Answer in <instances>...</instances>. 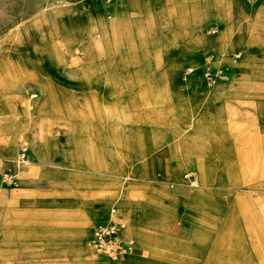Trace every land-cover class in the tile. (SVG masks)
I'll use <instances>...</instances> for the list:
<instances>
[{
	"label": "crops",
	"instance_id": "crops-1",
	"mask_svg": "<svg viewBox=\"0 0 264 264\" xmlns=\"http://www.w3.org/2000/svg\"><path fill=\"white\" fill-rule=\"evenodd\" d=\"M62 1L60 10L89 17L76 21L69 49L82 31L98 32L89 54L52 58L38 78L0 73V240L8 264H25L22 254L43 247L74 257L87 246L92 255L88 240L114 213L126 225L122 237L134 241L119 264H264V252H232L264 238V196L232 204L212 191L236 186L229 162L235 168L241 145L254 140L264 152V84L232 70L257 53L234 54L231 0H195L189 17L184 0ZM210 17L221 44L207 55L232 73L214 87L203 76ZM175 20L182 25L171 27ZM249 32L264 44L258 27ZM184 68L191 71L175 72ZM29 82L40 93L32 108ZM24 150L27 162L17 167ZM9 168L11 185L1 179ZM204 170L212 178L188 186L185 175Z\"/></svg>",
	"mask_w": 264,
	"mask_h": 264
},
{
	"label": "rangeland",
	"instance_id": "rangeland-1",
	"mask_svg": "<svg viewBox=\"0 0 264 264\" xmlns=\"http://www.w3.org/2000/svg\"><path fill=\"white\" fill-rule=\"evenodd\" d=\"M109 4L112 0H99ZM188 5L187 13L183 15H193L196 9L195 0H184ZM60 5L66 3L62 0H0V73L14 72L27 73L28 77L38 78L41 74L47 72L49 63L52 58L60 59L62 57L83 56L89 54L86 52L90 40H95L99 35L95 31L94 34L82 31L83 41L76 43L71 49L67 47V40L69 34L73 32L76 21L86 19L89 22V17L83 15V12L78 14H68L66 10H60ZM43 19L33 21L36 15L44 13ZM231 25L234 30V54L241 51L256 52L255 60L252 64H242L238 68H233L245 76H252L257 78V81L264 84V44L258 43L256 40L249 38V29L251 24L255 25L262 31L264 35V0H231ZM207 28L206 39L202 44L204 50V62L206 60L207 51L215 48L220 52V41L217 39L219 30L216 17H210ZM176 23L171 24V27H176ZM93 22V21H90ZM191 24V23H190ZM185 26V25H184ZM195 26V25H194ZM195 28V27H194ZM216 28V33H210V29ZM91 35V36H90ZM220 39V38H219ZM12 58L11 64L3 63L6 58ZM187 67V66H186ZM189 67V66H188ZM230 72V79L232 73L228 67H222ZM191 68H184L175 70L177 73H182ZM178 81V80H177ZM26 88V89H25ZM24 91L28 94L30 101H28L29 108L34 106L35 100L39 97V91L28 83ZM254 98V96H252ZM258 98V97H255ZM258 140V138H257ZM231 157L234 155L231 154ZM230 169L235 172L234 182L235 187L227 190L212 189L213 192H220L223 199L230 200L232 204L237 202H244L249 205H254L252 201L263 198L264 191L261 193L256 189L264 188V152L262 147L254 140L241 145L240 151L236 156L234 162L235 168H232V162H229ZM227 171V169H224ZM207 173V174H206ZM193 175V174H192ZM212 176L204 170L201 175H193L192 179H196V183H204L211 179ZM228 177H220L222 181H226ZM188 186L192 189L197 188L196 184H191L188 179ZM183 197V196H182ZM185 204L191 205V201L195 197H183ZM236 210L237 207L233 206ZM239 211H253L254 207L242 206L238 208ZM176 217V221L180 220ZM52 244L55 245V240ZM44 244V243H42ZM45 245V244H44ZM85 248H88L87 246ZM10 249L6 248L4 241L0 240V264H8L11 256L8 255ZM45 251L48 258L39 256L43 264H51L50 260H58V264H70L74 262L79 256H68L55 254V250L49 251L43 247L36 251ZM264 252V238L261 240H250V244L244 249H233L235 254L251 252ZM7 252V253H6ZM33 253V252H30ZM86 254L84 253L83 256ZM45 256V255H44ZM82 256V257H83ZM37 257V256H36ZM43 257V258H42ZM32 255H23L19 257V261L25 264H36L37 260L32 259ZM96 258L88 254L82 258L80 264H98Z\"/></svg>",
	"mask_w": 264,
	"mask_h": 264
},
{
	"label": "built area",
	"instance_id": "built-area-1",
	"mask_svg": "<svg viewBox=\"0 0 264 264\" xmlns=\"http://www.w3.org/2000/svg\"><path fill=\"white\" fill-rule=\"evenodd\" d=\"M209 32L216 33L217 29L212 28ZM215 58L216 54L214 52L209 53L203 69V76L210 87L216 86L221 80L229 79L226 69L222 67L217 68L213 64ZM25 151L13 160L17 167L27 162ZM185 176L191 180L190 183L192 185L196 184V179H192V174L187 173ZM1 179L5 184H15L11 168L1 174ZM123 225L124 220L114 213L109 221L98 224L95 227L92 237L88 240V245L91 247L92 255L97 259L98 264H119L126 254L133 251V239H124L121 235Z\"/></svg>",
	"mask_w": 264,
	"mask_h": 264
},
{
	"label": "bare ground",
	"instance_id": "bare-ground-1",
	"mask_svg": "<svg viewBox=\"0 0 264 264\" xmlns=\"http://www.w3.org/2000/svg\"><path fill=\"white\" fill-rule=\"evenodd\" d=\"M44 13H45V12H44ZM35 17H36V16H35ZM125 20H126V19H125ZM125 227H126V225L124 224L123 227H122V230H123ZM89 250H90L89 248H84V249H83V251H84L83 253H85V254L87 255L88 252H89ZM30 254H32V256H33L32 259H35V260H36V256H41V255H42L44 258H48V256H46L47 253H46L45 251H43V250H42V251H36V252L30 253ZM44 255H45V256H44ZM43 257H42V258H43Z\"/></svg>",
	"mask_w": 264,
	"mask_h": 264
}]
</instances>
